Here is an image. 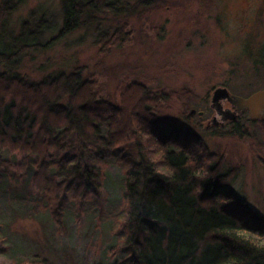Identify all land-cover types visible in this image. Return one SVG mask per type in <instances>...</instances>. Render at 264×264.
<instances>
[{"label":"trees","instance_id":"16d2710c","mask_svg":"<svg viewBox=\"0 0 264 264\" xmlns=\"http://www.w3.org/2000/svg\"><path fill=\"white\" fill-rule=\"evenodd\" d=\"M21 2L0 4V183L28 184L37 197L33 213H48L63 232L70 216L77 222L87 201H94L97 218L115 221L116 234L106 260L97 264H264V214L236 189V168L209 143L210 137L245 136L242 119L211 130L200 118L196 125L168 123L171 102L191 90L143 76H125L116 98L84 65L29 78L24 57L45 48L36 41L46 24L31 15L17 33L11 30ZM164 4L61 0L57 39L90 29L105 53L133 40L132 18ZM263 52L255 65L264 67ZM258 160L264 165V154ZM114 164L124 182L108 212ZM4 226L0 217V264H75L30 250L13 256L16 246Z\"/></svg>","mask_w":264,"mask_h":264},{"label":"rangeland","instance_id":"374dc122","mask_svg":"<svg viewBox=\"0 0 264 264\" xmlns=\"http://www.w3.org/2000/svg\"><path fill=\"white\" fill-rule=\"evenodd\" d=\"M31 15L42 17L46 28L36 41L45 48L31 50L24 57L23 73L29 78L41 79L84 65L88 73L102 79L104 92L115 98L125 76L152 78L167 87H187L189 96L174 98L165 113L168 123L196 125L200 118L209 130L237 123L229 119L224 125H209L216 113L211 106L214 91L227 87L233 94L248 97L264 89V67L255 65L264 51V0H166L160 8L132 18L133 40L105 53L90 29L57 39L63 16L61 0H22L10 18V29L17 33L21 22ZM223 104L225 109L232 107L227 99ZM240 118L248 129L245 136L210 137L209 143L226 154L228 167L236 168V189L264 214V165L258 160L259 154H264V117L253 122L246 110L237 120ZM123 182L124 176L114 164L107 182L112 193L108 212L115 209ZM36 198L30 186L19 179L0 183V217L12 247L16 246L13 256L30 250L73 259L75 264L106 260L107 248L116 243L115 221L107 215L97 218L100 212L94 201H87L77 222L69 215L63 232L48 213H33Z\"/></svg>","mask_w":264,"mask_h":264},{"label":"water","instance_id":"95a60500","mask_svg":"<svg viewBox=\"0 0 264 264\" xmlns=\"http://www.w3.org/2000/svg\"><path fill=\"white\" fill-rule=\"evenodd\" d=\"M225 99L231 102L232 107H224L223 101ZM212 108L216 113L210 120L209 125L212 123L224 125L227 120L237 121L240 113L249 111L250 118L253 121L264 117V89L256 90L255 93L248 97L233 94L227 87H219L214 91V96L211 103Z\"/></svg>","mask_w":264,"mask_h":264}]
</instances>
